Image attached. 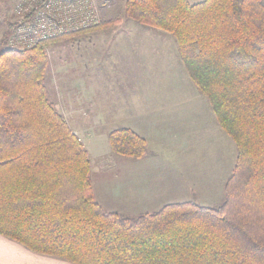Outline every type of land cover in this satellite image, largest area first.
Returning a JSON list of instances; mask_svg holds the SVG:
<instances>
[{
    "label": "trees",
    "instance_id": "16d2710c",
    "mask_svg": "<svg viewBox=\"0 0 264 264\" xmlns=\"http://www.w3.org/2000/svg\"><path fill=\"white\" fill-rule=\"evenodd\" d=\"M123 14L170 34L182 65L233 140L235 162L217 207L167 203L133 216L94 198L88 150L44 85L56 41L0 51V235L72 264H264V0H125ZM10 26V25H9ZM110 150L141 158L128 127Z\"/></svg>",
    "mask_w": 264,
    "mask_h": 264
},
{
    "label": "rangeland",
    "instance_id": "374dc122",
    "mask_svg": "<svg viewBox=\"0 0 264 264\" xmlns=\"http://www.w3.org/2000/svg\"><path fill=\"white\" fill-rule=\"evenodd\" d=\"M124 1L98 0L104 20L120 18L116 26L48 46L44 78L48 98L56 107L61 88V98L65 100L83 96L85 100L92 97L102 102L109 114L116 116L109 123L101 122L108 133L127 125L145 128L143 137L148 151L141 157L146 159L142 161L138 182L142 193L139 198L143 200L134 207L128 204L130 195L120 203V190L128 186L131 178L126 175L127 181L122 180L119 163L123 158H141L116 154L104 135L93 138L86 134L98 122L95 118L77 119L74 124L67 121L70 128H78L84 142L93 138L88 146L92 179L110 192V207L127 213L120 215L153 212L167 203L183 201L217 207L223 201V186L235 162L234 142L219 126L208 99L198 91L185 68L182 76L181 69L175 67L173 46L177 56L178 53L174 38L165 32L136 38L138 35L133 33L155 29L125 17ZM14 18L12 0H0V51L5 47L3 34ZM140 44L145 60L135 63L140 68H133L132 50L140 49ZM105 48L113 52L109 54ZM73 84L77 91L69 88ZM156 130L162 134H156Z\"/></svg>",
    "mask_w": 264,
    "mask_h": 264
},
{
    "label": "crops",
    "instance_id": "0c3cea01",
    "mask_svg": "<svg viewBox=\"0 0 264 264\" xmlns=\"http://www.w3.org/2000/svg\"><path fill=\"white\" fill-rule=\"evenodd\" d=\"M153 29V28H152ZM156 30V29H155ZM149 30L143 33H133L132 35L136 36V38H140L143 39L144 35H149V36H156V35H162V31L159 30ZM99 31H95V32H90V33H98ZM79 37H83V36H79ZM77 38L80 40V38ZM75 39V37L73 38ZM105 51H108L109 54H111L113 52V50L111 48H105ZM172 53H173V59L175 62V67L176 68H180L181 72L183 74V70L184 67L182 65V62L180 61V59L178 58L176 51H175V46L172 47ZM145 60V53H144V47L143 44H140V49H134L132 50V57H131V62L133 65V68H140V67H136L135 63L136 62H141L143 63ZM181 74V75H182ZM183 76V75H182ZM69 88H72L74 91H77L76 86L73 84L72 86H69ZM61 93H62V89L59 88L58 89V93H57V99H56V108L58 109V111L65 117V119L68 120H72L73 124L76 122L75 120L79 119L82 120L85 117H89V118H95L98 122H96L91 129L86 132V134H88L89 136H94L93 138H95L96 136H100V135H104V140L105 138H107V130L105 131L103 127V125L101 124V122L103 124L105 123H109L111 122L113 119L116 118V116H111L109 114V110L103 105L102 102H97L94 98H89L87 100L84 99V97H80V96H74L72 98H69L67 100H65L64 98H61ZM104 110H106L104 112ZM104 121H101V120ZM97 124H101L102 126H97ZM154 124H156V122H154ZM126 127L131 128L134 132L142 135V137L144 136V132H145V128L142 127L141 125H137L136 127H133L131 125H127ZM156 127V126H154ZM157 128V127H156ZM72 131L78 136L80 137L81 134H79V130L77 131V127H73L71 128ZM156 134H162L159 130L154 131ZM152 132H150L151 134ZM93 138H89L88 140H86L85 142L83 141L85 147L88 150V154H89V159L91 157V152L89 150V147L92 142H93ZM102 138V136H101ZM145 138V137H143ZM102 139V141H103ZM108 151V150H107ZM148 151V150H147ZM109 153V152H108ZM147 156V155H146ZM126 158H123L122 161H120L119 166H120V172H121V176H122V180L124 182H126L127 180L124 178L126 175H128V177L131 178V180H128V186L125 187L121 191V193L123 195H120V203L123 204V200L127 195L128 196V204L130 206H134L135 204L138 205L140 200L139 196L142 194L140 193V189L138 188V182H141V166H142V161L145 160L146 158H141V159H131V158H127L128 160H125ZM98 161H96L97 164ZM90 172H91V179H92V166H91V161H90ZM95 176V173H94ZM107 182V181H105ZM92 190H93V195L94 198L96 199V201L106 210L109 211H115L119 214H127L126 212H121L120 210H122L121 208H113L110 207V203L108 204V196L110 195V192L107 190H103L101 187L98 186L97 183H95L92 179ZM105 193V195H104ZM150 199L152 200L153 197L149 196ZM110 198V197H109ZM149 199V198H147ZM109 205V206H108ZM138 214V213H137ZM0 264H72L66 260L57 258V257H52V256H48V255H43V254H38V253H34L30 250H28L27 248H25L24 246H22L21 244H19L18 242L9 239L7 237H4L2 235H0Z\"/></svg>",
    "mask_w": 264,
    "mask_h": 264
},
{
    "label": "built area",
    "instance_id": "2783aa9c",
    "mask_svg": "<svg viewBox=\"0 0 264 264\" xmlns=\"http://www.w3.org/2000/svg\"><path fill=\"white\" fill-rule=\"evenodd\" d=\"M98 0H12L13 22L5 46L28 49L87 30L102 20Z\"/></svg>",
    "mask_w": 264,
    "mask_h": 264
}]
</instances>
